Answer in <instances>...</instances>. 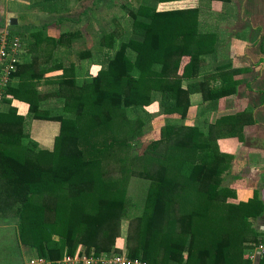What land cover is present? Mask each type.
I'll return each mask as SVG.
<instances>
[{"label":"trees","instance_id":"16d2710c","mask_svg":"<svg viewBox=\"0 0 264 264\" xmlns=\"http://www.w3.org/2000/svg\"><path fill=\"white\" fill-rule=\"evenodd\" d=\"M71 1L41 0V10L66 15ZM179 1L188 0L125 4L129 23L103 28L101 50L78 52L87 67L71 61L82 32L53 38L42 28L23 39L32 51L65 47L68 56V64L60 59L56 66L62 73L51 77L50 69L20 64L13 78L26 80L10 85L0 112V216L18 220L22 245L45 264H59L80 248L121 253L123 221L130 223L127 255L147 264H253L248 254L264 245L252 224L264 209L255 200L234 202L235 191L224 185L233 157L218 144L252 124V111L215 123L207 118L240 81L230 63L211 65L218 37L202 30L200 7L160 8ZM93 65L101 67L97 73ZM194 93L207 104L186 125ZM13 96L29 105L27 116L12 106ZM156 102L163 114L179 118L162 128L147 156L130 153L143 126L128 112ZM29 120L61 124L52 150L32 139ZM134 178L147 182L136 199L128 191Z\"/></svg>","mask_w":264,"mask_h":264},{"label":"crops","instance_id":"0c3cea01","mask_svg":"<svg viewBox=\"0 0 264 264\" xmlns=\"http://www.w3.org/2000/svg\"><path fill=\"white\" fill-rule=\"evenodd\" d=\"M248 1L255 2L253 4V10H251V7L248 9L245 8V5L249 3ZM41 4V0H0V31L7 25H11V21L16 19L17 24L13 26V31L22 34L20 35L22 41L29 37L31 39L30 35L42 28H44L47 35L53 38L60 37L63 32L58 31L59 33L55 35L52 33L51 28L56 23H59V26H61V22H67V19H56L54 22L53 19H50L52 16L55 17L54 14L42 11ZM73 4L86 6V9H91L94 14L95 8L100 6V0H72L70 8ZM186 7H200L199 21L202 30L214 32L218 37L217 53L215 57L213 56L215 62L213 61L211 65L214 64L216 67L217 64L230 63L231 70L234 73L236 72L234 74L235 80L240 81L237 93L220 99L217 109L209 111L207 118L212 123H215L222 117L234 116L246 110L252 111L254 122L244 125L240 135H236L235 133L231 136H225L218 141L220 151L233 157L232 166L224 175V178L227 181L229 180L228 187L236 193L234 202L248 203L255 200L254 203L258 205L257 201L260 202V206L264 209V53L262 50V42L264 39V0H232L231 3L209 0H188L166 3L160 6L162 9ZM257 8H259V11L256 12L255 9ZM246 9L247 11L245 12ZM69 12L71 13V11ZM232 20H234L236 25L229 27ZM26 30L27 32H24ZM81 30L83 38L88 35H94L93 27L90 28L89 24L81 28ZM70 31L74 32L73 30ZM24 51L21 64L30 65L33 62L34 66L32 69L37 71L43 70L44 68L50 69V73L46 77L62 73L63 69L56 67L61 62L59 61L60 59H63L64 63L68 64V56H65V47L59 50L44 48L36 51L24 47ZM78 52L71 55L72 63L77 68L82 66L87 67L88 64H83L80 59L78 60ZM210 58L212 59V57ZM211 65L209 64L212 68V70H209L210 72L215 69ZM95 67L97 65H93L92 69ZM237 71L240 72L238 73ZM215 72L213 71L212 73L214 74ZM22 75H19L17 79L13 78L12 83L24 82L22 80H26L25 75ZM184 84L186 85L187 83ZM12 98V106L20 109L18 111L19 114L25 115L28 112L27 104L14 96ZM190 101L191 107L186 123L188 121L187 124H191L190 122L194 124L199 120L201 107L207 103H204L202 93L191 94ZM173 117L176 119L179 118L177 115ZM40 122L36 124L38 128L31 132V137L38 142L41 148H44L42 147L43 144L48 150H52L55 138L60 134L61 124L56 121ZM53 137V146H46L44 143ZM3 217L0 216V219ZM252 224L259 233L264 234V211L259 217L252 218ZM2 227L3 225L0 224V229ZM13 227H15V224L4 225L6 229ZM17 247L21 258L20 264H31L29 262L31 257L29 259L22 257L24 253L18 241ZM0 264L3 263L0 262ZM258 264H264V256L260 258Z\"/></svg>","mask_w":264,"mask_h":264},{"label":"rangeland","instance_id":"374dc122","mask_svg":"<svg viewBox=\"0 0 264 264\" xmlns=\"http://www.w3.org/2000/svg\"><path fill=\"white\" fill-rule=\"evenodd\" d=\"M254 3L255 2L250 1L249 3L245 5L246 6L245 8L248 9L249 7H251V10H253ZM125 4L139 6L140 0H100V6L98 8H95L94 14L91 9H86V6L73 4V6H71L70 8L71 13L69 12V14L67 15L54 14L55 17L53 16L50 17V19H53L54 22L56 21V19H59V20L67 19V22H63V21L61 22V26H59L60 25L59 23H56L55 25H53L51 28L52 33L56 35L59 33L58 31L64 32V31H70V30H73L74 32H77V31L82 32L81 28L86 27L87 24H89L90 28L93 27L94 35H91L92 38L91 36L88 35L85 38L76 39L75 48L76 50L80 52L87 50V49H91L92 51L94 50L99 51L101 49L97 47L98 45H96V43L98 42V39L100 37V34L102 33L103 28L114 29L115 27H117L118 29L121 24L129 23L130 18L126 10L123 9ZM70 5H71V2L69 3V7ZM247 9L245 10V12L247 11ZM255 10L257 12L259 11V8ZM234 11H236V9H234ZM235 25L236 24L234 20H232V23L229 25V27H234ZM13 28L14 27L12 26V31H13ZM119 31L121 34L123 30L122 31L119 30ZM24 32H27V30ZM12 33L14 35L18 34L17 32L15 33L14 31ZM108 52L110 55V51H107L105 55L99 56L100 60L104 61L105 59H107ZM74 59L76 60V58ZM78 60H79V57H78ZM100 68L101 67L97 65V67H95L92 72L97 73L100 70ZM38 89L47 90V87L44 85H40L38 86ZM27 107H29L28 104H27ZM19 110L20 109L18 108V111ZM163 113H164V107L162 108V105L160 102H156L153 105L146 107L145 109H142V110H135L133 112L131 111L128 112L129 118L137 119L136 121L137 124L142 123V126H143L142 128L143 135L138 136L136 143L134 142L135 145H133L132 150H130V153L134 152L138 155L147 156L146 152H148L149 145L153 141L160 140L162 128L167 123L170 122V119H175L174 117L172 118L167 117V115ZM27 114L28 112H26L24 116H27ZM38 123H41V122L38 120L28 121L27 129L30 131V133L38 128L36 125ZM187 123L186 125L193 124V122H190L191 124H187ZM53 142H54V137L49 139V141L45 142L44 144L49 147L50 145L53 146ZM42 147L47 148L43 144H42ZM140 170L142 169L140 168ZM145 183L147 182L143 181L142 178L141 179L134 178V179L129 180L128 191H129L130 196L133 199H136V197L141 192L142 188H145L146 186ZM224 185L228 187L229 180L227 181V179L224 178ZM0 220H1L0 224L3 225V227L0 229V245H2L0 247V262L3 264H20L21 263L20 254L18 253L19 251L17 247V241L22 246V251L24 253L22 254V257H25L26 259H29L31 257L29 259L30 263L33 259L37 260L36 255L30 252V250H28L27 247H24L21 243L20 236H19L18 220L14 217H5V218L3 217ZM10 224H15V227L10 228V229L4 228V225H10ZM129 224H130L129 221H123L121 223V237L117 240V247H118V250H120L121 252L126 251ZM55 238H58V237H55Z\"/></svg>","mask_w":264,"mask_h":264},{"label":"built area","instance_id":"2783aa9c","mask_svg":"<svg viewBox=\"0 0 264 264\" xmlns=\"http://www.w3.org/2000/svg\"><path fill=\"white\" fill-rule=\"evenodd\" d=\"M12 25H7L0 31V112L3 109L4 101L9 97L7 90L12 84L13 76L18 66L22 63L24 47L19 35L12 33ZM264 245H259L249 258L255 262L257 255L262 257ZM42 259H33L31 264H45ZM59 264H147L140 259L130 258L126 251L117 254L102 253L95 255L80 248L76 254H65Z\"/></svg>","mask_w":264,"mask_h":264},{"label":"water","instance_id":"95a60500","mask_svg":"<svg viewBox=\"0 0 264 264\" xmlns=\"http://www.w3.org/2000/svg\"><path fill=\"white\" fill-rule=\"evenodd\" d=\"M17 24V20L16 19H13L12 21H11V25L12 26H15ZM260 255H257V258H256V260H255V264L257 263H259V261H260Z\"/></svg>","mask_w":264,"mask_h":264}]
</instances>
